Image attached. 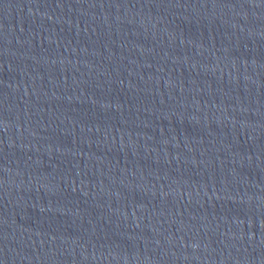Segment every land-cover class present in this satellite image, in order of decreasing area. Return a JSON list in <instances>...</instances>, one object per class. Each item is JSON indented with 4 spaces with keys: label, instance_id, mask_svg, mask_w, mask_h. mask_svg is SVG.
<instances>
[{
    "label": "water",
    "instance_id": "water-1",
    "mask_svg": "<svg viewBox=\"0 0 264 264\" xmlns=\"http://www.w3.org/2000/svg\"><path fill=\"white\" fill-rule=\"evenodd\" d=\"M0 264H264V179L0 157Z\"/></svg>",
    "mask_w": 264,
    "mask_h": 264
}]
</instances>
